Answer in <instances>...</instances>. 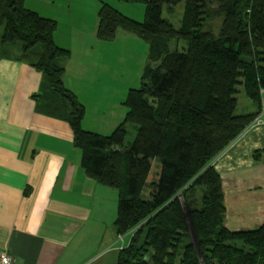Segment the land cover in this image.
<instances>
[{"label":"trees","instance_id":"obj_1","mask_svg":"<svg viewBox=\"0 0 264 264\" xmlns=\"http://www.w3.org/2000/svg\"><path fill=\"white\" fill-rule=\"evenodd\" d=\"M139 1L146 3L144 22L105 4L97 37L113 42L123 30L145 42L144 79L158 97L150 101L131 90L125 120L110 136L84 128L85 106L65 85L71 52L55 43L59 24L28 9L27 0H0V60L42 75L34 95L38 112L70 125L87 177L118 193L116 231L131 236L118 264H264V224L227 228L225 193L213 165L263 111L264 0ZM181 4L176 28L162 14ZM181 42L186 49L171 50ZM243 93L256 111L238 112ZM131 125L137 134L128 143ZM155 162L158 191L146 200Z\"/></svg>","mask_w":264,"mask_h":264},{"label":"crops","instance_id":"obj_2","mask_svg":"<svg viewBox=\"0 0 264 264\" xmlns=\"http://www.w3.org/2000/svg\"><path fill=\"white\" fill-rule=\"evenodd\" d=\"M30 1L27 8L39 13ZM64 5L72 11V3ZM42 79L25 63L0 60V251L15 255L16 264H115L131 240L130 234H117V208L109 212L104 204L106 195L113 198L117 192L87 177L70 125L38 112L34 95ZM65 85L75 93L67 74ZM256 151L261 152L258 159ZM220 159L227 228L261 227L264 126L249 127ZM120 240V253L111 252Z\"/></svg>","mask_w":264,"mask_h":264},{"label":"rangeland","instance_id":"obj_3","mask_svg":"<svg viewBox=\"0 0 264 264\" xmlns=\"http://www.w3.org/2000/svg\"><path fill=\"white\" fill-rule=\"evenodd\" d=\"M65 3H72V11L65 9ZM105 4L133 20L145 21L146 3L139 0H134L133 3L129 0H32L28 2V5L39 10L38 12L42 14L41 17L54 18L53 20L59 24L55 38L56 42L62 45L61 48L71 52L69 62L65 63V66L66 64L68 66L65 76L67 74L69 86L74 89V94L85 106L86 115L83 126L89 128L91 132L110 136L125 120L128 110L124 103L131 90H142L150 101H155L158 96L144 79L150 53L145 42L123 30L118 31L117 38L113 42H104L98 39V15ZM184 9V4L178 5L172 11L165 7L162 16L179 28L184 17ZM73 10H75L74 14H72ZM72 29L76 31L71 33ZM82 30L86 31L80 34ZM93 31L96 36L92 33ZM91 34L95 38H92ZM173 48L183 51L187 48V44L181 42L179 47L172 45L171 50H174ZM253 107L252 102L243 93L240 96L238 112L244 110L252 112ZM263 118L264 107L256 119L257 125L264 126ZM129 128L128 143L133 141L137 134L133 125ZM220 157L218 156L213 164L216 168L221 163ZM159 176V165L155 162L148 180L147 192L143 194L144 199L154 200L158 191ZM152 192L153 195H151ZM117 195L118 193L114 194L115 197H118ZM115 197L112 198L111 194L105 196L104 204L109 212L115 211L117 208V198ZM201 197L202 189L198 188L196 198L200 201ZM116 244L118 245L115 248L113 246L114 250L111 252L120 253L122 241L120 240ZM97 246L95 245L96 250H98ZM80 249L83 250L82 247ZM115 264H118V261Z\"/></svg>","mask_w":264,"mask_h":264},{"label":"built area","instance_id":"obj_4","mask_svg":"<svg viewBox=\"0 0 264 264\" xmlns=\"http://www.w3.org/2000/svg\"><path fill=\"white\" fill-rule=\"evenodd\" d=\"M257 125V121L255 122ZM17 259L15 255L8 251H0V264H16Z\"/></svg>","mask_w":264,"mask_h":264}]
</instances>
